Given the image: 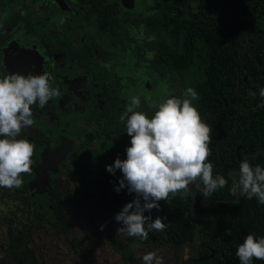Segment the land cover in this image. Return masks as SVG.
Returning <instances> with one entry per match:
<instances>
[{
    "label": "flooded vegetation",
    "instance_id": "1",
    "mask_svg": "<svg viewBox=\"0 0 264 264\" xmlns=\"http://www.w3.org/2000/svg\"><path fill=\"white\" fill-rule=\"evenodd\" d=\"M43 72L61 94L34 107L35 123L24 129L35 144L28 192L12 189L30 202L31 226L45 231L56 220L57 188L69 212L74 207L72 222L88 206L108 212L120 240L106 245L124 261L163 249L177 264L183 250L184 264H240L236 249L246 235L264 236V204L255 198L242 208L246 195L230 192L242 160L264 166V0H0V78ZM164 85L175 95L199 93L194 103L213 129L208 159L228 185L207 199L202 184L189 185L187 195L160 201L145 215L168 226L142 241L118 232L115 215L135 194L115 191L122 173L106 165L126 158L130 137L120 117L131 97L159 102ZM37 170L48 180L43 194L30 188Z\"/></svg>",
    "mask_w": 264,
    "mask_h": 264
},
{
    "label": "clouds",
    "instance_id": "2",
    "mask_svg": "<svg viewBox=\"0 0 264 264\" xmlns=\"http://www.w3.org/2000/svg\"><path fill=\"white\" fill-rule=\"evenodd\" d=\"M136 35V29H132ZM143 33H140V37ZM153 59L155 53L147 52ZM52 74L23 75L13 73L0 78V188L19 189L23 186V173H31L35 152L34 142L18 138L22 130L35 123L34 107L43 109L51 99L60 96V89L52 86ZM255 95V93H252ZM264 98V88L259 90ZM199 93L188 87L181 95L168 91L164 85V97L159 102L148 97L134 95L120 117L125 124L130 143L126 158L117 157L106 170L122 177L115 191L127 189L135 198L115 215L122 223L118 232L130 238L146 241L152 231L163 232L166 218L145 215L152 209H160V201H167L178 192L187 195L189 185H203L204 197L214 194L228 185L224 175L214 174L209 145L212 126L205 122L194 102ZM147 102L148 109L142 104ZM259 107H264L262 102ZM230 192L233 196L245 194L264 204V166L253 165L248 160L239 164V172L232 174ZM103 227V226H101ZM240 264H254L264 260V236L248 234L236 249ZM143 264H164L163 257L148 252Z\"/></svg>",
    "mask_w": 264,
    "mask_h": 264
},
{
    "label": "trees",
    "instance_id": "3",
    "mask_svg": "<svg viewBox=\"0 0 264 264\" xmlns=\"http://www.w3.org/2000/svg\"><path fill=\"white\" fill-rule=\"evenodd\" d=\"M18 138H24V129L22 130L21 136ZM25 174L23 173L24 184L22 187V193L28 192V186L26 184ZM57 188L52 191L53 198V206L54 211L53 214L56 216V220L53 219L51 225H45V229L48 232H51L52 237H61L64 240V244H66V248L68 249V261L70 264H78L81 260L83 264H88V262H92L93 259V250L88 249L84 256H81L80 244L78 240L74 236V232L76 231V227L74 223L71 221V212L74 207L68 210L70 204H66L60 201V198L56 194ZM16 194L12 189L8 188H0V203H8L12 202V205L9 207V211L3 217V222L6 225L5 237H0V264H42L40 262L38 251L41 246L35 238L30 236L34 230L43 228L37 226H31L28 222V212L30 209V202L21 203L19 201L21 197H16ZM255 198L248 199L247 196L242 197L241 207L249 208L253 206L255 203ZM72 204V203H71ZM28 208V209H27ZM27 209V210H26ZM51 211V209H49ZM243 213H246L243 211ZM87 218L91 224H96L97 221H101L105 224V229L108 233V237L111 243H117L120 238L115 235L116 229L113 228L109 224L108 220V212L105 210L98 211L95 213L90 206L87 207ZM51 226V227H48ZM59 238V239H61ZM144 255H135L129 256L124 262L125 264H143L142 257ZM123 262V263H124Z\"/></svg>",
    "mask_w": 264,
    "mask_h": 264
},
{
    "label": "rangeland",
    "instance_id": "4",
    "mask_svg": "<svg viewBox=\"0 0 264 264\" xmlns=\"http://www.w3.org/2000/svg\"><path fill=\"white\" fill-rule=\"evenodd\" d=\"M12 205V202L0 203V237H5V224L3 222V217L9 211V207ZM74 210V209H73ZM72 210V211H73ZM73 223L76 227L74 236L80 244L81 256H84L88 249L93 250V261L88 264H125L122 260V255H118L110 251L107 248V242L110 243L109 235L103 228H94L96 224H91L87 218V214H80L74 216L72 215ZM93 227V228H91ZM46 231V232H45ZM43 228L34 230L30 235L32 238H35L37 242L41 245L38 251V256L42 264H70L68 258V249L64 240L59 239L58 237H52L51 232ZM1 242V241H0ZM111 244V243H110ZM147 252H155L158 256L163 257L164 264H177L174 261L172 253L166 252L163 249H155ZM124 262V263H123ZM78 264H83L80 260Z\"/></svg>",
    "mask_w": 264,
    "mask_h": 264
},
{
    "label": "water",
    "instance_id": "5",
    "mask_svg": "<svg viewBox=\"0 0 264 264\" xmlns=\"http://www.w3.org/2000/svg\"><path fill=\"white\" fill-rule=\"evenodd\" d=\"M40 170H37V176L35 177V179L30 182V188L31 189H34V188H37V193L39 194H43L45 192L48 191V180L45 178L44 180L41 178L40 176ZM181 263L184 264V250L182 251V254H181Z\"/></svg>",
    "mask_w": 264,
    "mask_h": 264
}]
</instances>
